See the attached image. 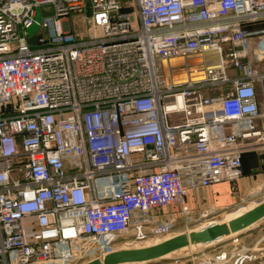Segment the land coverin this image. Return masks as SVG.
Here are the masks:
<instances>
[{
	"label": "built area",
	"instance_id": "1",
	"mask_svg": "<svg viewBox=\"0 0 264 264\" xmlns=\"http://www.w3.org/2000/svg\"><path fill=\"white\" fill-rule=\"evenodd\" d=\"M261 64L264 0H0V264H82L244 208ZM223 182L235 210L190 207ZM189 257L264 264V245Z\"/></svg>",
	"mask_w": 264,
	"mask_h": 264
},
{
	"label": "water",
	"instance_id": "2",
	"mask_svg": "<svg viewBox=\"0 0 264 264\" xmlns=\"http://www.w3.org/2000/svg\"><path fill=\"white\" fill-rule=\"evenodd\" d=\"M40 18L41 13L38 9L35 23L26 30L27 37H31L37 31ZM262 158L264 159V156ZM230 217L207 222L187 231H174L161 238L125 243L103 253L100 258L82 264H149L159 260H179L196 255L242 232L253 230L263 223L264 200L242 208Z\"/></svg>",
	"mask_w": 264,
	"mask_h": 264
},
{
	"label": "crops",
	"instance_id": "3",
	"mask_svg": "<svg viewBox=\"0 0 264 264\" xmlns=\"http://www.w3.org/2000/svg\"><path fill=\"white\" fill-rule=\"evenodd\" d=\"M264 171V159L260 158L254 153H246L242 156V178L237 183V188L241 192V198L244 199L243 206L244 208H247L251 204L258 203L263 199L254 200L249 199V196L247 192L250 190L257 189L260 187V185L263 183V174L261 173ZM232 189L230 184L228 183H219L216 185H213L212 187L204 190H198L194 193H192L188 197V203L190 207L196 211L197 213L202 210H212L219 207H231L230 211L235 210L234 207H237L239 202L238 196L232 195ZM231 214L224 215L223 218L230 217ZM219 221V220H218ZM176 227L178 228V231H184L185 226L183 223L178 220L175 223ZM237 239H235L237 242L233 243L230 242L231 238L215 244L208 248L207 252L211 251H219V250H229L232 247L240 248L242 247L243 250L251 249L254 244L262 240V245H264V222L258 225L255 229L242 232L238 235H236ZM237 245V246H236ZM257 255V254H255ZM191 263V257L179 259L175 262H155V263H149V264H190Z\"/></svg>",
	"mask_w": 264,
	"mask_h": 264
},
{
	"label": "rangeland",
	"instance_id": "4",
	"mask_svg": "<svg viewBox=\"0 0 264 264\" xmlns=\"http://www.w3.org/2000/svg\"><path fill=\"white\" fill-rule=\"evenodd\" d=\"M44 14H46V13H44ZM72 24H73V30H75L76 32H81L82 26H84L83 17L77 16L75 19H73ZM261 67H262V70L264 71V66L262 64H261ZM224 215L222 217H220L218 220L221 221V220L225 219V218H223ZM206 251H208V249H205L201 252H206ZM201 252H199V253H201ZM198 254H196V255H198ZM164 261L175 262V260H159V261H155V262H164ZM155 262H152V263H155Z\"/></svg>",
	"mask_w": 264,
	"mask_h": 264
},
{
	"label": "bare ground",
	"instance_id": "5",
	"mask_svg": "<svg viewBox=\"0 0 264 264\" xmlns=\"http://www.w3.org/2000/svg\"><path fill=\"white\" fill-rule=\"evenodd\" d=\"M231 218V217H230Z\"/></svg>",
	"mask_w": 264,
	"mask_h": 264
}]
</instances>
